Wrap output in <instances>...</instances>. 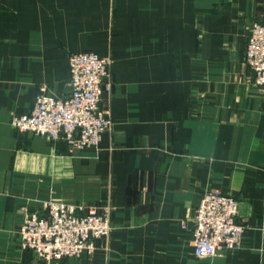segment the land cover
<instances>
[{
  "label": "crops",
  "instance_id": "1",
  "mask_svg": "<svg viewBox=\"0 0 264 264\" xmlns=\"http://www.w3.org/2000/svg\"><path fill=\"white\" fill-rule=\"evenodd\" d=\"M263 19L264 0H0V264H47L18 243L47 199L111 203L109 238L69 264H264V94L242 60ZM79 51L112 61L100 145L13 128L41 87L66 93ZM206 190L238 200L244 231L199 257L191 218Z\"/></svg>",
  "mask_w": 264,
  "mask_h": 264
},
{
  "label": "built area",
  "instance_id": "2",
  "mask_svg": "<svg viewBox=\"0 0 264 264\" xmlns=\"http://www.w3.org/2000/svg\"><path fill=\"white\" fill-rule=\"evenodd\" d=\"M242 60L252 83L264 94V19L251 24ZM111 63L93 51L72 52L66 93L55 96L41 87L29 111L12 116V127L49 141L63 139L78 149L97 148L113 125L110 110L100 105L103 94L112 89ZM237 210L238 200L232 195L218 190L202 193L191 218L197 256H213L239 246L244 226L237 220ZM110 214L109 203L86 208L45 201L42 211L25 213L18 243L47 264H69L70 258L91 256L96 240L109 235Z\"/></svg>",
  "mask_w": 264,
  "mask_h": 264
},
{
  "label": "rangeland",
  "instance_id": "3",
  "mask_svg": "<svg viewBox=\"0 0 264 264\" xmlns=\"http://www.w3.org/2000/svg\"><path fill=\"white\" fill-rule=\"evenodd\" d=\"M111 93V92H110ZM45 201H56V202H63V203H66V204H72V203H67V202H64V201H60V200H54V199H47V200H44L43 201V203H42V207L41 208H43V204H44V202ZM106 203H109L110 204V206H111V203L110 202H106ZM78 205L80 204V205H83L84 207H86V208H89V207H95V205H91V206H87V205H84V204H81V203H77ZM105 204V203H104ZM33 211H36V210H33ZM42 211V210H41ZM28 212H31V210L30 211H28ZM111 213H112V206H111ZM22 224V223H21ZM184 225H185V227H186V222H183L182 224H181V227L182 228H185L184 227ZM21 226V225H20ZM111 214H110V232H111ZM19 229H20V227H19ZM110 232H109V235L106 237V238H100V239H108L109 238V236H110ZM192 243H193V237H192ZM20 247V246H19ZM95 247H97L96 246V242H95ZM21 249V248H20ZM22 250H30V249H22ZM96 250V249H95ZM34 252V251H33ZM95 252V251H94ZM193 252H194V248H193ZM195 254V253H194ZM196 255V254H195ZM197 256V255H196ZM200 257V256H199ZM88 258V257H87ZM40 260V259H39ZM67 261V260H66Z\"/></svg>",
  "mask_w": 264,
  "mask_h": 264
}]
</instances>
